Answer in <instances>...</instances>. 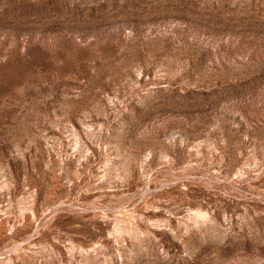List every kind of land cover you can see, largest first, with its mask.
Here are the masks:
<instances>
[{
	"label": "rangeland",
	"instance_id": "374dc122",
	"mask_svg": "<svg viewBox=\"0 0 264 264\" xmlns=\"http://www.w3.org/2000/svg\"><path fill=\"white\" fill-rule=\"evenodd\" d=\"M0 264H264V0H0Z\"/></svg>",
	"mask_w": 264,
	"mask_h": 264
}]
</instances>
